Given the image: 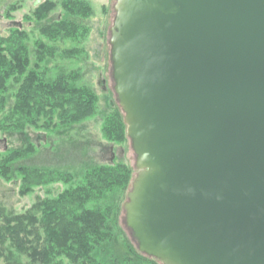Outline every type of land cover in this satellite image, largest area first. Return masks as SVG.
<instances>
[{"label":"water","instance_id":"1","mask_svg":"<svg viewBox=\"0 0 264 264\" xmlns=\"http://www.w3.org/2000/svg\"><path fill=\"white\" fill-rule=\"evenodd\" d=\"M111 78L135 155L122 206L160 264H264V0H115Z\"/></svg>","mask_w":264,"mask_h":264},{"label":"trees","instance_id":"2","mask_svg":"<svg viewBox=\"0 0 264 264\" xmlns=\"http://www.w3.org/2000/svg\"><path fill=\"white\" fill-rule=\"evenodd\" d=\"M42 1L32 12L33 20L42 24L34 50L30 51L29 34L22 26L7 37L0 36L2 133H22L27 127L67 129L98 112L97 95L78 85L77 72L50 80L45 66L54 59L57 44L85 38L88 29L80 21L92 15L91 7L83 0ZM58 4L65 17L44 23ZM80 52L66 49L61 56L71 58ZM123 120L119 108L107 114L101 126L104 139L125 142ZM34 152L28 145L0 157V179L8 181L14 173L22 196L57 184L64 189L19 214H8L0 207V264H160L133 248L119 228V215L126 202L122 204V197L131 186L132 172L127 166L93 167L78 179L71 173L16 167Z\"/></svg>","mask_w":264,"mask_h":264},{"label":"rangeland","instance_id":"3","mask_svg":"<svg viewBox=\"0 0 264 264\" xmlns=\"http://www.w3.org/2000/svg\"><path fill=\"white\" fill-rule=\"evenodd\" d=\"M83 1L92 9V15L80 21V24L88 29L85 38L76 43L64 41L57 44L58 50L54 59L47 61L45 66L50 80L62 73L77 72L80 75L78 85L88 88L97 95L99 100L97 114L67 129L46 130L27 127L22 133L0 132V157L29 145L34 148V154L27 160L18 162L16 167L21 165L71 173L78 179L86 170L93 167L124 164L132 172V183L137 171L135 155L129 140L126 138L125 142L114 143L104 139L101 133L103 119L119 108L113 93L109 46V30L114 20L115 0ZM41 2L43 1L0 0V36L7 37L10 31L22 26L23 30L29 34L28 47L30 51L34 50V41L38 37L41 38L38 31L42 24L33 20L32 12ZM64 17L58 4L44 23ZM73 48L81 51L78 56L71 58L61 56L62 51ZM42 123L43 121L40 122ZM63 189L61 184H57L35 189L32 193L22 196L19 195L20 181L12 173L8 181L0 179V207L8 214H19L28 210L39 200L55 197ZM125 201L126 194L122 197V204ZM119 228L124 238L137 249L130 232L125 227L122 210L119 215ZM118 249L121 253L124 252L121 244Z\"/></svg>","mask_w":264,"mask_h":264},{"label":"flooded vegetation","instance_id":"4","mask_svg":"<svg viewBox=\"0 0 264 264\" xmlns=\"http://www.w3.org/2000/svg\"><path fill=\"white\" fill-rule=\"evenodd\" d=\"M40 4V3H39Z\"/></svg>","mask_w":264,"mask_h":264}]
</instances>
